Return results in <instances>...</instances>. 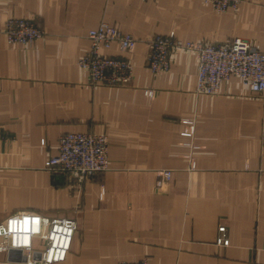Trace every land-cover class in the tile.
<instances>
[{
  "label": "crops",
  "instance_id": "0c3cea01",
  "mask_svg": "<svg viewBox=\"0 0 264 264\" xmlns=\"http://www.w3.org/2000/svg\"><path fill=\"white\" fill-rule=\"evenodd\" d=\"M10 17L44 35L10 44ZM103 21L138 40L129 85L92 86L79 65ZM153 34L264 49V0L225 12L206 0H0V222L20 210L75 218L71 248L53 264H264V92L231 76L198 93L186 50L154 73ZM103 52L122 54L115 43ZM88 131L108 135V168L81 183L52 172L59 136ZM220 225L228 245L216 242ZM0 264L27 263L0 250Z\"/></svg>",
  "mask_w": 264,
  "mask_h": 264
},
{
  "label": "built area",
  "instance_id": "2783aa9c",
  "mask_svg": "<svg viewBox=\"0 0 264 264\" xmlns=\"http://www.w3.org/2000/svg\"><path fill=\"white\" fill-rule=\"evenodd\" d=\"M217 12L237 8L241 0H206ZM4 33L10 44L26 45L44 35V30L33 20L10 17L5 21ZM90 46L79 59L92 86H126L133 79V65L126 54L133 52L137 38L121 30L117 24L101 22L88 32ZM117 44L122 54L103 52ZM186 50L197 59L196 91L215 94L221 84L237 76L251 92H264V49L255 48L249 40L235 37L228 42L182 41L170 35L153 34L148 40L147 64L156 74L170 68L174 51ZM108 135L105 132H65L58 138L56 153L49 159V169L80 183L108 168ZM168 179L170 170L159 172ZM77 229L76 219L66 216L50 217L38 212L20 210L0 222V250L16 251L27 264H53L63 261ZM40 238L45 248H34ZM218 244L230 240L225 225L218 226ZM117 264H149L145 259Z\"/></svg>",
  "mask_w": 264,
  "mask_h": 264
},
{
  "label": "water",
  "instance_id": "95a60500",
  "mask_svg": "<svg viewBox=\"0 0 264 264\" xmlns=\"http://www.w3.org/2000/svg\"><path fill=\"white\" fill-rule=\"evenodd\" d=\"M13 252H16V251H14V250H12ZM18 254V253H17Z\"/></svg>",
  "mask_w": 264,
  "mask_h": 264
}]
</instances>
